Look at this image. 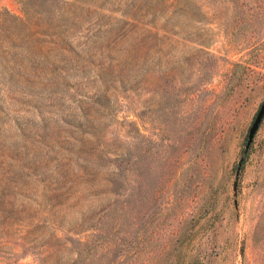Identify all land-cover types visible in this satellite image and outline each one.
Masks as SVG:
<instances>
[{"label": "rangeland", "instance_id": "rangeland-1", "mask_svg": "<svg viewBox=\"0 0 264 264\" xmlns=\"http://www.w3.org/2000/svg\"><path fill=\"white\" fill-rule=\"evenodd\" d=\"M143 1L159 17L132 41L150 51L121 73V44L87 29L131 0H0L76 19L67 43L28 38L0 82V264H264V118L245 149L264 0Z\"/></svg>", "mask_w": 264, "mask_h": 264}, {"label": "trees", "instance_id": "trees-1", "mask_svg": "<svg viewBox=\"0 0 264 264\" xmlns=\"http://www.w3.org/2000/svg\"><path fill=\"white\" fill-rule=\"evenodd\" d=\"M75 10H85L82 0H71ZM163 7H167L169 0H159ZM180 0H172V3H178ZM147 4L143 0H131V4L125 7L120 13V21L115 24L96 23L94 29H90L91 23L87 29L90 38L94 39L93 44L100 41L103 34H109L114 41L121 44V73H131L141 58L145 59L149 54V39L143 38L140 42L132 41L138 27L142 26L144 31H148L152 27L155 19L159 17L158 11ZM67 12L61 13L59 18L52 19L46 23L40 21H32L25 12V17L18 18L11 15L8 11L0 9V82H14L21 75V60L18 59L24 52L26 40L34 35L50 37L54 41L67 43L70 41L66 36L67 30L76 22V19H67ZM116 24L118 27L115 29ZM93 25V26H94ZM46 27L45 31L43 28ZM51 30L50 33L48 31ZM89 38V39H90ZM86 47V46H85ZM147 64V60H145ZM66 66V65H65ZM127 76L124 80H130L132 75ZM121 81L123 87L125 81ZM127 81V82H128ZM99 156V155H98ZM84 169L88 170L92 167L90 161H84ZM88 174V173H83Z\"/></svg>", "mask_w": 264, "mask_h": 264}, {"label": "water", "instance_id": "water-1", "mask_svg": "<svg viewBox=\"0 0 264 264\" xmlns=\"http://www.w3.org/2000/svg\"><path fill=\"white\" fill-rule=\"evenodd\" d=\"M264 118V101L261 104L249 130H248V135H247V141H246V146L245 149L247 150L259 128V125L261 124L262 120Z\"/></svg>", "mask_w": 264, "mask_h": 264}]
</instances>
